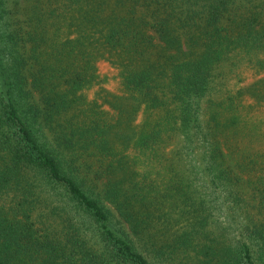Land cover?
Segmentation results:
<instances>
[{
    "label": "trees",
    "instance_id": "obj_1",
    "mask_svg": "<svg viewBox=\"0 0 264 264\" xmlns=\"http://www.w3.org/2000/svg\"><path fill=\"white\" fill-rule=\"evenodd\" d=\"M0 264H264V0H0Z\"/></svg>",
    "mask_w": 264,
    "mask_h": 264
},
{
    "label": "rangeland",
    "instance_id": "obj_2",
    "mask_svg": "<svg viewBox=\"0 0 264 264\" xmlns=\"http://www.w3.org/2000/svg\"><path fill=\"white\" fill-rule=\"evenodd\" d=\"M225 222L227 223V222H229V221H225ZM236 222H237V223H240V222H243V221H236ZM226 223H225V225H226Z\"/></svg>",
    "mask_w": 264,
    "mask_h": 264
}]
</instances>
